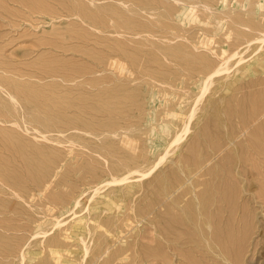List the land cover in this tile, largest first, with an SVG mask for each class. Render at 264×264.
Masks as SVG:
<instances>
[{"label": "rangeland", "instance_id": "obj_1", "mask_svg": "<svg viewBox=\"0 0 264 264\" xmlns=\"http://www.w3.org/2000/svg\"><path fill=\"white\" fill-rule=\"evenodd\" d=\"M263 37L264 0H0V264H264Z\"/></svg>", "mask_w": 264, "mask_h": 264}, {"label": "bare ground", "instance_id": "obj_2", "mask_svg": "<svg viewBox=\"0 0 264 264\" xmlns=\"http://www.w3.org/2000/svg\"><path fill=\"white\" fill-rule=\"evenodd\" d=\"M261 40L262 41H264V37L263 38H261ZM234 54V53H233ZM236 54H238V53H236ZM235 56V55H234ZM259 57V56H258ZM242 59H244V58H242ZM242 59H240L239 58V60L237 61V63H239ZM227 60V59H226ZM227 62V61H226ZM224 63H225V61H224ZM224 63H222V65L219 67V68H217L216 70H214L212 73H210V74H207L206 76H205V78H204V81H203V85H202V91H201V93H200V96L199 97H201L205 92H207V90L209 89V87H210V85H211V83H212V81H213V75H215V74H220V73H224V72H227L229 69H228V67L224 64ZM260 64V63H259ZM238 65V64H237ZM224 78V77H223ZM257 84V83H256ZM203 97V96H202ZM198 98V97H197ZM196 98V99H197ZM196 99L194 100V101H196ZM193 104H194V102H193ZM193 104H192V106H193ZM191 106V107H192ZM210 108V107H209ZM213 108H214V106H213ZM189 109H192V108H189ZM210 110V109H209ZM211 110H213L212 108H211ZM215 110V109H214ZM189 111H191V110H189ZM193 111V110H192ZM191 111V112H192ZM218 113V112H217ZM264 113V112H263ZM190 114V113H189ZM215 114V113H214ZM187 115V114H186ZM218 115V114H217ZM208 116V115H207ZM189 117V116H188ZM190 118V117H189ZM216 120V119H215ZM189 122V121H188ZM216 122V121H215ZM214 122V123H215ZM216 124V123H215ZM253 125V124H252ZM217 126V125H216ZM212 127V126H211ZM215 127V126H214ZM224 128V127H223ZM183 130H185L184 128H183ZM182 130V131H183ZM221 131V130H220ZM232 133V132H231ZM178 134V133H177ZM127 136V135H126ZM124 135H123V139H124ZM132 138V137H131ZM210 138V137H209ZM121 139V138H120ZM123 139H122V141H123ZM178 139H179V136H176L175 137V139H174V141H172V142H177L178 141ZM181 139V138H180ZM179 139V140H180ZM122 141H120V142H122ZM129 141V140H128ZM133 141V140H132ZM236 141V140H235ZM124 142H126V141H124ZM123 142V143H124ZM172 142H171V144H169V145H172ZM194 142V141H193ZM122 143V144H123ZM130 143V142H129ZM128 143V144H129ZM137 143V142H136ZM121 144V143H120ZM132 144V143H131ZM264 144V143H263ZM125 145V144H124ZM127 145V144H126ZM138 145V144H137ZM168 145V146H169ZM218 146H219V144H217ZM226 146V145H225ZM238 146V145H237ZM261 146V145H260ZM124 147H126V146H124ZM128 148H130V147H133V145L131 146H127ZM138 148H139V146H138ZM217 148V147H216ZM135 149V148H134ZM139 149H141V148H139ZM152 149V148H151ZM137 150V149H136ZM222 150V149H221ZM237 151H238V149H237ZM207 152V151H206ZM219 152V151H218ZM243 152H244V150H243ZM131 153V152H130ZM134 153V155H135V152H133ZM226 153V152H225ZM116 154V153H115ZM205 154V153H204ZM250 154V153H249ZM248 154V155H249ZM162 155V154H161ZM215 155V154H214ZM217 155V154H216ZM164 156H165V154L164 155H162L160 158H159V160L157 161L158 163L161 161V160H163V158H164ZM223 156H226V155H224L223 154ZM251 156V155H250ZM138 157H139V154H138ZM217 157V156H216ZM219 157V156H218ZM217 157V158H218ZM220 158V157H219ZM219 158H218V160H219ZM242 159V158H241ZM229 160V159H228ZM264 160V159H263ZM208 161H209V159H208ZM154 162V161H153ZM188 162V161H187ZM197 162V161H196ZM211 162V161H210ZM220 162H222V161H220ZM223 162H224V160H223ZM244 162V161H243ZM206 163H208V162H206ZM245 163V162H244ZM188 164V163H187ZM220 164H222V163H220ZM243 164V163H242ZM134 165H136V164H133V166ZM246 166V165H245ZM119 167V166H118ZM224 167V166H223ZM226 167V166H225ZM242 168V167H241ZM191 169V168H190ZM153 170V169H152ZM185 170H186V168H185ZM116 172V171H115ZM190 172V171H189ZM193 172V171H192ZM195 172V171H194ZM232 172V171H231ZM243 172V171H242ZM249 171L247 170V173H248ZM251 172V171H250ZM167 173V172H166ZM175 173V172H174ZM202 173V172H201ZM252 173V172H251ZM172 174H173V172H172ZM171 174V175H172ZM194 174V173H193ZM216 174V173H215ZM225 174V173H224ZM176 175V174H175ZM204 175V174H203ZM241 175H243V174H241ZM144 176V175H143ZM142 176V177H143ZM235 176V175H234ZM244 176V175H243ZM132 177V176H131ZM172 177V176H171ZM224 177V176H223ZM248 177V176H247ZM119 178V177H118ZM174 178V177H173ZM125 180V178L123 177H120L119 179H116V180H113V182H123ZM234 180V179H233ZM235 180L237 181V178H235ZM159 181H161V180H159ZM116 182V183H117ZM170 183V182H169ZM176 183V182H175ZM203 183V182H202ZM206 183V182H205ZM233 183V182H232ZM240 183H242V180L240 181ZM218 184V183H217ZM171 185V184H170ZM179 185V184H178ZM199 185V184H198ZM242 186H240V192L239 193H244L245 192V187H244V185L243 184H241ZM170 186L168 185H166L165 184V186H164V188H167V190H168V188H169ZM216 187V186H215ZM181 188V187H180ZM189 189V188H188ZM202 189V188H201ZM232 189V188H231ZM250 189V188H249ZM157 190V189H156ZM205 191H206V189H204ZM237 190H239V189H237ZM165 191V190H164ZM214 191V190H213ZM212 191V192H213ZM158 192V191H157ZM166 192V191H165ZM187 192H189V191H187ZM195 192V191H194ZM227 192V191H226ZM185 193V192H184ZM191 194H192V192H190ZM188 194V193H187ZM186 194V195H187ZM195 194V193H194ZM217 194V193H216ZM237 194H238V192H237ZM179 195V194H178ZM181 195V194H180ZM229 195V194H228ZM239 195V194H238ZM162 196H163V194H162ZM192 196V195H191ZM190 196V197H191ZM197 196V195H196ZM223 196V195H222ZM230 196V195H229ZM167 197V196H166ZM198 197V196H197ZM249 197H250V195H245L244 194V196H243V200H248L249 199ZM261 197V196H260ZM206 198H208V197H206ZM223 198V197H222ZM231 198V197H230ZM162 199V198H161ZM195 199V198H194ZM217 199V200H216ZM215 200H216V202H221V198H216ZM262 199V198H261ZM193 200V199H192ZM196 200V199H195ZM211 200V199H210ZM233 200V199H232ZM89 201V200H88ZM194 201V200H193ZM197 201V200H196ZM195 201V202H196ZM234 201H235V199H234ZM184 202V201H183ZM197 203H198V201H197ZM234 203V202H233ZM235 203H237V202H235ZM241 203H243L242 201H241ZM245 203V202H244ZM191 204V203H190ZM196 204V203H195ZM226 204V203H225ZM224 204V205H225ZM166 205V204H165ZM232 205V204H231ZM252 205V204H251ZM87 206V205H86ZM160 206V205H159ZM188 206V205H187ZM198 206V205H197ZM157 207V206H156ZM160 207H163V205H161ZM172 207V206H171ZM226 207V206H225ZM231 207L232 206H230V209H231ZM236 207H237V204H236ZM215 208H217V207H215ZM222 208V207H221ZM247 208H249V207H247ZM246 208V209H247ZM162 209V208H161ZM236 210H237V208H236ZM249 210H251V209H249ZM172 211V210H171ZM194 211V210H193ZM228 211V210H227ZM226 211V212H227ZM238 211L240 212V213H243L244 211H245V209H244V207L241 205V206H239V208H238ZM212 212H214V211H212ZM230 212V211H229ZM233 212H234V210H233ZM246 212V211H245ZM176 213V212H175ZM232 214V213H231ZM244 214V213H243ZM242 214V215H243ZM249 214V213H248ZM198 215V214H197ZM200 215H201V213H200ZM212 215H213V213H212ZM209 216V214L208 213H205V214H202V219H203V222H204V224H206L207 226H208V228L210 227V225H209V222H212V219H213V222H214V220H215V218H216V214L214 215L215 216V218H214V216ZM222 215V214H221ZM220 215V216H221ZM236 215V214H235ZM189 216V215H188ZM194 216V215H193ZM206 216H207V218H206ZM234 216V215H233ZM134 217V216H133ZM172 217V216H171ZM168 218V217H167ZM181 218H182V216H181ZM249 218V217H248ZM177 219H179V218H177ZM217 219V218H216ZM229 219H231V218H229ZM243 218H238L237 219V217H236V220L237 221H239L240 222V224L241 223H244L243 222V220H242ZM194 220H197L196 218L194 219ZM223 220V219H222ZM234 220H235V218H234ZM129 221V220H128ZM216 221V220H215ZM219 221H221V220H219ZM237 221H236V223H237ZM249 221V220H248ZM238 222V223H239ZM130 223H132V222H130ZM166 223V222H165ZM176 223V222H175ZM224 223V222H223ZM232 223V222H231ZM249 223V222H248ZM167 224V223H166ZM177 224H179V223H177ZM181 224V223H180ZM216 224V223H215ZM218 224H220V222L218 223ZM183 225V224H182ZM225 225V224H224ZM230 225V224H229ZM234 225V224H233ZM147 226V225H146ZM192 226V225H191ZM72 227L74 228V229H78V228H81V227H83L80 223H78V222H76V223H74L73 225H72ZM148 227V226H147ZM168 227V226H167ZM128 228V227H127ZM180 228V227H179ZM189 228V227H188ZM216 228V227H215ZM224 228V227H223ZM173 229V228H172ZM217 229V228H216ZM231 229V228H230ZM235 229V228H234ZM238 229V228H237ZM179 230V229H178ZM227 231H229V230H227ZM227 231L225 232V233H227ZM234 231V230H233ZM239 231V230H238ZM241 231V230H240ZM169 232V231H168ZM181 232H183V231H181ZM195 232V231H194ZM231 232V231H230ZM235 232H236V230H235ZM157 233H158V235L160 236V232L159 231H157ZM234 233V232H233ZM250 233V232H249ZM150 234V233H149ZM217 234H219L218 232H217ZM253 234V233H252ZM42 235V234H41ZM142 235V234H141ZM141 235H140V237H141ZM196 235V234H195ZM225 235V234H224ZM180 236V235H179ZM210 236V235H209ZM221 236V235H220ZM223 236V235H222ZM228 236V235H227ZM240 236V235H239ZM196 237V236H195ZM233 238H234V236H233ZM243 238V237H242ZM249 238V237H248ZM142 239V238H141ZM228 240L230 239V238H227ZM235 240V239H234ZM222 241H224V240H222ZM159 242H161V241H159ZM230 242V241H229ZM236 242H237V239H236ZM178 242H177V240H175V239H167L166 241H165V248H166V252L167 253H169V251H172L175 247H177L178 246V244H177ZM201 244V243H200ZM241 244H242V242H241ZM163 245V246H164ZM187 245V244H186ZM192 246V245H191ZM190 246V247H191ZM160 247V246H159ZM236 247V246H235ZM238 247V246H237ZM248 247V246H247ZM164 247H162V249H163ZM194 248H195V246H194ZM205 248V247H204ZM188 249V248H187ZM231 249V248H230ZM203 250H205V249H203ZM240 250V249H239ZM129 251V250H128ZM159 252H161L162 250H158ZM177 251H178V249H177ZM189 251V250H188ZM195 252V251H194ZM196 252H197V250H196ZM87 253V248H86V246H84V255ZM207 253V252H206ZM175 254H176V252H175ZM55 255V254H54ZM173 255V254H172ZM203 255V254H202ZM182 256V255H181ZM171 257V256H170ZM173 257V256H172ZM198 257V256H197ZM21 258H23V257H21ZM198 259V258H197ZM60 260V259H59ZM181 260V259H180ZM66 261V260H65ZM184 261V260H183ZM180 263V262H179Z\"/></svg>", "mask_w": 264, "mask_h": 264}]
</instances>
